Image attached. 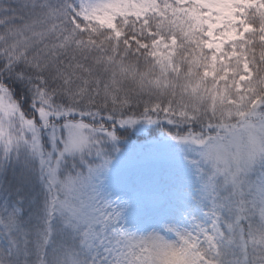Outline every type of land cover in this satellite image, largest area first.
I'll use <instances>...</instances> for the list:
<instances>
[{
    "label": "snow or ice",
    "instance_id": "6c2138e0",
    "mask_svg": "<svg viewBox=\"0 0 264 264\" xmlns=\"http://www.w3.org/2000/svg\"><path fill=\"white\" fill-rule=\"evenodd\" d=\"M0 264H264V0H0Z\"/></svg>",
    "mask_w": 264,
    "mask_h": 264
},
{
    "label": "trees",
    "instance_id": "16d2710c",
    "mask_svg": "<svg viewBox=\"0 0 264 264\" xmlns=\"http://www.w3.org/2000/svg\"><path fill=\"white\" fill-rule=\"evenodd\" d=\"M133 143L139 144L142 143V140H137L136 137H133Z\"/></svg>",
    "mask_w": 264,
    "mask_h": 264
}]
</instances>
